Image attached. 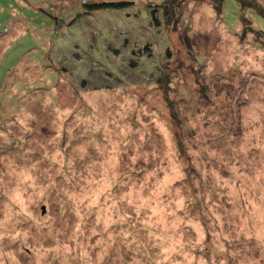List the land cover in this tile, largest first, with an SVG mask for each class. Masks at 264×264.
Here are the masks:
<instances>
[{
  "label": "rangeland",
  "instance_id": "374dc122",
  "mask_svg": "<svg viewBox=\"0 0 264 264\" xmlns=\"http://www.w3.org/2000/svg\"><path fill=\"white\" fill-rule=\"evenodd\" d=\"M246 2L0 0V264H264Z\"/></svg>",
  "mask_w": 264,
  "mask_h": 264
},
{
  "label": "trees",
  "instance_id": "16d2710c",
  "mask_svg": "<svg viewBox=\"0 0 264 264\" xmlns=\"http://www.w3.org/2000/svg\"><path fill=\"white\" fill-rule=\"evenodd\" d=\"M169 1V3H168V5L169 4H171L172 5V9H174L175 8V6H176V4L177 3H180V1H184V0H168ZM212 1V4H213V6H214V8H216L217 10H219L220 11V13H221V7H222V4H223V2H224V0H211ZM238 1V4H239V6L241 7V6H243V7H245V6H247L248 7V3L249 2H246V0H237ZM112 4H114V5H116L117 3H115V2H112ZM167 6V5H166ZM167 9V8H166ZM167 11V10H166ZM165 11V12H166ZM162 12H163V9H162ZM150 13H151V21H152V24H154L155 26H159L160 25V23H159V18H158V9H151L150 10ZM160 13V12H159ZM260 16H263L262 14H260V13H258ZM264 17V16H263ZM261 30V29H260ZM262 31V30H261ZM264 31V30H263ZM146 46V47H145ZM144 47L145 48H147V46H148V44H146ZM139 52V51H138ZM141 53H143V51L141 50L140 51ZM140 54V53H139Z\"/></svg>",
  "mask_w": 264,
  "mask_h": 264
}]
</instances>
